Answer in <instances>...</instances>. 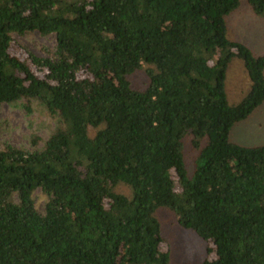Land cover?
I'll list each match as a JSON object with an SVG mask.
<instances>
[{"label": "trees", "instance_id": "1", "mask_svg": "<svg viewBox=\"0 0 264 264\" xmlns=\"http://www.w3.org/2000/svg\"><path fill=\"white\" fill-rule=\"evenodd\" d=\"M245 3L264 24V0ZM240 6L0 0V109L39 103L56 123L31 149H0V264H169L161 210L208 243L201 264H264V145L230 141L264 103V53L228 38ZM32 33L55 36L45 58L13 38ZM234 59L250 88L230 105Z\"/></svg>", "mask_w": 264, "mask_h": 264}, {"label": "rangeland", "instance_id": "2", "mask_svg": "<svg viewBox=\"0 0 264 264\" xmlns=\"http://www.w3.org/2000/svg\"><path fill=\"white\" fill-rule=\"evenodd\" d=\"M228 38L244 44L250 51L261 56L264 53V24L262 16L253 13L241 0V6L228 18ZM14 40L30 50L34 55L45 58L47 50H54L56 38L54 35L43 37L32 33L24 37L13 35ZM18 55L20 53H17ZM134 87H143L146 78L143 72L133 76ZM225 89L230 105L239 104L250 88V80L242 61L234 59L227 71ZM56 123L47 115L45 108L39 103L32 105L28 112L23 102L14 105L5 104L0 109V149L5 143L16 148L31 149L30 140L38 136L47 140L54 130ZM230 141L243 147H259L264 145V103L246 120L236 124L230 132ZM184 148L185 164L189 179L194 177L197 154L192 150L189 140ZM175 177V176H174ZM126 194L127 189H121ZM36 206L43 213L46 197L40 190L36 191ZM162 231L170 245L169 264H201L205 259L210 260L207 253L208 243L195 233L181 229L174 216L166 211H159ZM167 248L164 247V250Z\"/></svg>", "mask_w": 264, "mask_h": 264}]
</instances>
